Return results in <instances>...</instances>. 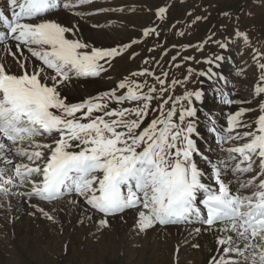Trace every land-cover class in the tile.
I'll return each mask as SVG.
<instances>
[{"label": "snow or ice", "instance_id": "1", "mask_svg": "<svg viewBox=\"0 0 264 264\" xmlns=\"http://www.w3.org/2000/svg\"><path fill=\"white\" fill-rule=\"evenodd\" d=\"M95 2L0 3V192L26 199L35 209L30 215L39 212L53 223L58 220L52 212L62 209L48 211L40 202L63 201L69 210L80 211V223H95L97 231L129 215L136 235L191 226L189 235L207 233L214 239L219 255H211L208 264H264V86L254 89L253 123L245 116L254 109L238 107L220 127L207 128L219 149L215 156L209 154L211 145L204 151L196 140L198 105L208 109L209 123L216 106L208 103L203 88L186 87L196 75L191 68L184 80L171 82L167 72L142 69L105 92L73 102L65 91L73 79L101 77L118 57L137 55L128 51L134 40L90 46L68 35H77L75 26L52 18L58 10L76 16L125 11L85 9ZM156 14L164 20L167 6ZM143 35L159 33L146 28ZM216 43L222 50L230 47ZM227 58L225 53L202 61L210 67L198 75L219 81L221 74L211 65ZM253 59L264 81V54L256 52ZM145 76L154 83L132 79ZM178 84L185 90L174 97ZM25 185L27 191L12 190Z\"/></svg>", "mask_w": 264, "mask_h": 264}, {"label": "rangeland", "instance_id": "2", "mask_svg": "<svg viewBox=\"0 0 264 264\" xmlns=\"http://www.w3.org/2000/svg\"><path fill=\"white\" fill-rule=\"evenodd\" d=\"M164 5L167 6L168 15L161 20L156 13ZM94 7L91 6L94 10L99 7L125 8L122 13L104 12L92 15L99 25L93 34L99 45L115 47L133 40L138 41L145 37L143 30L152 27V23L159 33L158 36L150 35L141 41L149 42L132 48L129 53H137L134 58L122 55L113 61L108 72L97 77L99 85L112 88L132 72L142 69L153 72L156 68L155 74L158 75L169 67H174V70L171 69L172 73L168 74L176 76L173 80L177 81L184 80L188 69H193L196 75L191 77V82L186 87L199 89L202 88L200 82L204 80L198 73L210 67L202 62L203 59L211 58L220 51V55L227 54L226 63L231 67L230 73L234 74V95L239 97L243 93L245 99H253L250 107L254 111L246 114L245 118L250 122L255 121L258 105L255 103L257 98L254 96V89L264 86V81L260 79L261 73L253 57L255 51L264 54V0H97ZM92 9L90 11H94ZM237 33L240 37L246 34L247 41L243 38L240 40ZM236 39L238 42L240 40V44H235L234 48L230 47L224 52L216 43ZM171 44H181L186 48L191 45L190 51L182 54L171 51L163 64L156 67L159 54L161 56L163 50H169L168 45ZM188 54L192 60L187 63L194 67L184 62V57H189ZM162 56L164 58L165 55ZM173 57L176 59L173 60ZM145 60L148 63H144ZM228 65L218 66L217 71L224 76ZM132 79L154 83L151 76ZM207 81L210 80H205V86ZM156 86L159 87L158 84ZM184 90L178 84L172 95L181 96ZM213 91L215 90L211 89ZM57 220V223L50 221L43 225L38 221L32 226L26 225L17 235L10 219L6 224L0 223V264H179L177 252L172 246L154 243L153 250H148L147 244H137V239H133L138 236L133 231L131 237L122 242L117 230L98 237L93 236L91 229L86 227L90 233L87 235L82 229L87 236L85 239L82 232L72 230V224L68 220ZM73 234L79 238H76L77 243ZM71 247H75L74 250L77 249L78 252L69 253ZM191 247L190 245L188 250ZM188 250L183 248L188 255L183 256L180 264H196L190 259L192 253Z\"/></svg>", "mask_w": 264, "mask_h": 264}, {"label": "bare ground", "instance_id": "3", "mask_svg": "<svg viewBox=\"0 0 264 264\" xmlns=\"http://www.w3.org/2000/svg\"><path fill=\"white\" fill-rule=\"evenodd\" d=\"M0 3H2V0H0ZM85 9L90 11L91 7L89 8L88 6H86ZM78 10L83 11V9H78ZM52 18L63 23L65 26L68 27L75 26L78 29L76 36H72L71 33L68 34L71 38H81L87 40L90 46H95L98 48L112 47L110 45H105V44H100L101 45L100 46L96 42L97 40L93 36L94 30H96L94 24L97 25L98 23H96L95 19L92 16H86V15L76 16L72 12L65 10H58L53 14ZM103 74L104 73H102V75ZM221 76H223V73L221 74ZM98 79L99 78L94 79V77L73 79L70 83H68L65 91L67 92L69 98L73 102H79L80 100L86 99L89 96H94L98 93H102L110 89L109 87H103L99 85ZM227 81L228 80H226V83ZM208 85H210L212 89L213 87L214 88L218 87L217 90L228 92L226 85L224 83H220L217 80H215L214 83H210V81H207L206 86ZM207 98L209 104H216L217 99L214 95L212 97H207ZM238 100H246L243 97V93L240 94ZM222 106L225 107V105ZM243 106L244 104L234 105V109ZM198 109L202 110V112H204L205 114H208V109L202 103L198 105ZM212 125L213 124L211 123L210 127ZM200 148L202 149L201 146ZM217 154H219V149L216 154L211 153L210 155L215 156ZM27 190L28 187L27 185H25L23 188L16 189L15 191H27ZM9 202L11 204L10 208H9ZM40 204L48 211H52L54 206L61 208L62 210L54 211L52 212V214L56 216L57 219L59 220H63L65 222L68 220L72 224V230L75 231L76 233L82 232L83 229L84 232H86L87 235H89L90 232H87L89 230L86 229V227H88L91 229L90 231H92L93 236L96 235L100 237L103 235H109L111 233V230L112 231L117 230L122 242H126L132 235L131 233L132 229L130 227L132 224L131 215L126 217V220L113 219L110 228L97 231V227L95 223H87V222L83 224L80 223L79 222L81 218L80 211L76 209L69 210L68 206L63 201L56 202L55 205L53 203H47L42 201L40 202ZM34 211L35 209H33L30 206L29 202L26 199H21L20 197L17 196H10L8 197V201L6 202V204L0 208V223L2 224L3 222V224H6L9 222L10 219L12 221L11 224L13 230L17 235V233L21 232L26 225L32 226L33 223L38 221H41L43 225L50 222L49 220L44 218L39 212H36L35 215H30V213ZM190 230H191V226H183V225L169 226L167 229L149 230L146 234H140L133 239L135 240L137 239V244H142V243L147 244V246L149 247L148 250H153L152 246H154V243L158 245L165 244V246H169V247L172 246L175 252H177L176 259L179 264L183 256L188 255L187 252L183 251V248L186 247V249L188 250V248L191 245L192 247L188 250L189 252L192 253L190 255V259L191 260L193 259V261H195L196 264H208V260L211 255H219V253L215 251L216 246L213 237L207 233L202 234L200 236H196L194 233L192 235H189ZM84 232L82 233L85 236L84 238L86 239L87 236L84 234ZM29 234L31 235V232ZM72 236L77 243L78 241L76 240V238L78 237L74 234ZM21 239L22 238H20V240ZM195 244L200 245V247L198 248L193 247V245ZM74 249L75 247H71L69 253H74L75 251H77V249L76 250ZM154 251L156 252V250Z\"/></svg>", "mask_w": 264, "mask_h": 264}]
</instances>
